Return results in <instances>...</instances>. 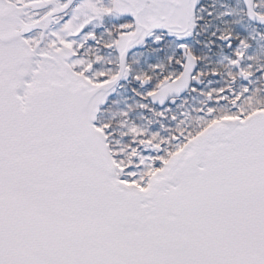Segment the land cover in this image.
Returning <instances> with one entry per match:
<instances>
[{
  "label": "snow or ice",
  "instance_id": "obj_1",
  "mask_svg": "<svg viewBox=\"0 0 264 264\" xmlns=\"http://www.w3.org/2000/svg\"><path fill=\"white\" fill-rule=\"evenodd\" d=\"M0 264H264V0H0Z\"/></svg>",
  "mask_w": 264,
  "mask_h": 264
}]
</instances>
